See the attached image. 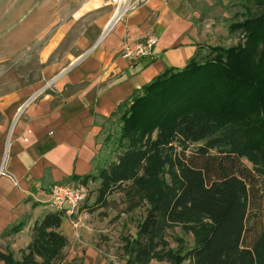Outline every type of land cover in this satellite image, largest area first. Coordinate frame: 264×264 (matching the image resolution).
Segmentation results:
<instances>
[{
    "label": "trees",
    "instance_id": "1",
    "mask_svg": "<svg viewBox=\"0 0 264 264\" xmlns=\"http://www.w3.org/2000/svg\"><path fill=\"white\" fill-rule=\"evenodd\" d=\"M250 4L244 20L229 29L240 33L243 43L210 47L183 70L156 78L119 109V141L126 147L122 164L139 168L143 160L156 163L148 155V137L154 133L158 138L152 146L157 147L178 139L206 141L188 158L185 152L183 158L174 156L180 181L168 209L160 203L170 193L155 172L154 190L146 192L152 211L139 228V237L154 235L164 208L170 224L208 223L205 240L192 251L193 264H264V0ZM217 146L223 152L211 154ZM108 177L106 170L100 172L101 179ZM0 261L33 263L29 256L16 262L0 255Z\"/></svg>",
    "mask_w": 264,
    "mask_h": 264
},
{
    "label": "crops",
    "instance_id": "2",
    "mask_svg": "<svg viewBox=\"0 0 264 264\" xmlns=\"http://www.w3.org/2000/svg\"><path fill=\"white\" fill-rule=\"evenodd\" d=\"M233 2L149 0L119 20L114 7L97 47L73 60L50 93L0 95V165L8 153L6 169L17 182L0 176V255L17 262L32 245L31 229L52 211L54 186L85 188L106 169L104 151L121 125V106L165 72L183 70L210 47L225 48L234 35L230 21L245 14L231 19ZM150 37L158 40L151 57H122L126 46Z\"/></svg>",
    "mask_w": 264,
    "mask_h": 264
},
{
    "label": "rangeland",
    "instance_id": "3",
    "mask_svg": "<svg viewBox=\"0 0 264 264\" xmlns=\"http://www.w3.org/2000/svg\"><path fill=\"white\" fill-rule=\"evenodd\" d=\"M92 1L0 0V95L21 90H34L38 96L50 93L56 77L73 60L97 47L105 33L104 24L116 6L109 0H99L100 8L84 11L85 4ZM244 2L234 0L229 10L231 19L246 12ZM246 3L251 6L250 0ZM240 17L230 24L244 20ZM243 41L237 32L224 47H236ZM120 136L121 125L114 129L104 151L109 177L98 176L86 184V200L76 213L51 211L41 217L31 229L32 245L17 255V262L29 256L32 264H193L192 251L203 243L210 226L170 224L167 209L180 181L174 156L179 153L183 158L185 152L188 158L204 148L206 141L178 139L157 147L152 146L158 138L154 133L148 137V155L157 162L143 160L136 168L122 164L126 147H121ZM217 152H223V146L210 153ZM242 162L255 169L247 158ZM145 165L150 169L144 170ZM156 171V179L170 193L166 203H160L167 209L159 213L160 227L155 234L139 237V228L152 211L146 192L154 190L152 176Z\"/></svg>",
    "mask_w": 264,
    "mask_h": 264
},
{
    "label": "built area",
    "instance_id": "4",
    "mask_svg": "<svg viewBox=\"0 0 264 264\" xmlns=\"http://www.w3.org/2000/svg\"><path fill=\"white\" fill-rule=\"evenodd\" d=\"M149 0H109V3L116 6V17L121 18L130 10L137 8L141 4H147ZM158 44V40L150 37L137 42L134 45L126 46L122 52V57L131 62H136L142 58L151 57L154 49ZM8 153L2 159L0 165V176L10 179L17 185L15 178L7 171ZM86 200V191L84 188H71L64 185H56L53 187L49 207L56 213H66L72 215L76 213L79 207Z\"/></svg>",
    "mask_w": 264,
    "mask_h": 264
},
{
    "label": "bare ground",
    "instance_id": "5",
    "mask_svg": "<svg viewBox=\"0 0 264 264\" xmlns=\"http://www.w3.org/2000/svg\"><path fill=\"white\" fill-rule=\"evenodd\" d=\"M101 1L99 2V0H94V1H92L90 4H85V6L83 7V9H84V11H86V10H91L92 8H96V7H101ZM83 11V10H82ZM115 19H117V17L115 18ZM112 25H113V22L112 23H110L108 26H106V31L108 32V30L112 27Z\"/></svg>",
    "mask_w": 264,
    "mask_h": 264
}]
</instances>
